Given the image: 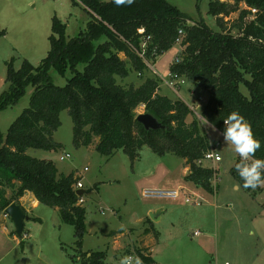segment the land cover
<instances>
[{"label": "trees", "instance_id": "trees-1", "mask_svg": "<svg viewBox=\"0 0 264 264\" xmlns=\"http://www.w3.org/2000/svg\"><path fill=\"white\" fill-rule=\"evenodd\" d=\"M233 1L210 2L208 13L221 28L215 31L204 21L193 22L167 0H135L120 6L113 0H72L90 17L85 31L67 39L66 25L54 17L51 48L38 66L24 60L16 69L14 59L7 63L0 112L17 105L29 87L32 91L29 107L6 136L0 131V214L13 203L20 205V199L30 192L40 205L57 209L62 222L74 228L81 264H106V252L82 251L87 210L77 195L78 178L59 175L51 160L27 155L29 149L53 152L62 148L54 134L61 126L63 111L72 119L75 147L95 145L107 158L122 150L134 164L148 146L159 156L171 154L184 160L189 168L185 180L213 193L217 171L202 164L211 142L201 133L199 119L189 124L188 117L194 115L191 107L161 95L158 76L145 78L146 72H152L150 65L179 42L183 47L179 63H173L169 73L185 78L208 95L202 119L223 134L224 119L238 111L261 144L254 158L264 160V0ZM241 4L246 9L241 10ZM236 12L239 18L232 31H227L222 19ZM5 35V30H0V40ZM52 70L61 77L70 72L72 77L64 87L56 86ZM131 72L142 78L141 85L119 81ZM139 107L164 128L146 131L137 121ZM239 162L238 156L231 169L233 179L249 193L261 192V186L243 187L235 168ZM118 233L122 231L111 236ZM140 255L144 263L152 264V259Z\"/></svg>", "mask_w": 264, "mask_h": 264}, {"label": "rangeland", "instance_id": "rangeland-1", "mask_svg": "<svg viewBox=\"0 0 264 264\" xmlns=\"http://www.w3.org/2000/svg\"><path fill=\"white\" fill-rule=\"evenodd\" d=\"M27 1L0 0V28L6 32L0 41V91L5 84L8 62L14 59L16 69L24 60L38 66L48 55L54 17L66 25L67 39L85 31L90 19L82 7L73 5L72 0ZM167 1L193 22L204 21L211 29L221 30L216 18L208 13L210 2L214 0ZM221 1L234 3L233 0ZM240 8L246 9L245 4ZM238 18V12L232 13L222 19V26L232 31ZM233 33L238 34L235 30ZM182 50L179 42L152 65L162 80L161 93L174 99L177 96L167 85L170 81L168 73L171 64L179 62ZM79 69L83 70V66ZM51 75L59 87H64L72 77L70 72L61 77L54 70ZM147 77H152V74L146 72ZM119 81L126 85L143 82L134 72L127 80ZM188 87L195 90L193 96H187ZM240 89L248 94L243 85ZM31 91L29 87L17 105L0 112L3 136L29 107ZM181 96L190 105L194 102L203 105L205 101L204 93L188 81H184ZM199 97L202 99L200 102L197 100ZM193 108L198 110L196 105ZM142 113L145 109L139 107L136 114ZM196 114L192 115V121L199 119L201 133L209 138L211 144H219L215 152L222 160L202 162L205 168L217 171L213 193L185 180L184 160L171 154L159 156L148 146L143 147L139 160L134 164L122 150L107 158L95 150V145L75 147L73 122L67 111L61 113V126L54 134L62 148L53 152L27 151L31 157L53 161L59 175L74 174L78 182H82L81 190L85 194L80 203L87 210L83 252H106V264H120L123 257L130 255H138L142 259L140 252L150 260L152 257L153 264H264V185H261L262 191L255 195L241 186L235 189L238 183L231 176V169L239 154L232 146L226 145L223 134L205 123L199 111ZM64 154L71 157L60 161ZM147 189L182 190L178 199H167L145 198L143 192ZM11 194L8 190L7 197ZM187 198L191 201L187 202ZM26 200L30 206V200ZM161 209L164 211L162 215ZM150 210L160 211L156 220H152ZM28 217L20 237L15 233L13 222L0 215V264H81L82 256L75 245V230L62 222L57 209L39 205ZM119 231L125 236L118 245L114 244L111 234ZM195 232L200 234L194 236ZM141 238L143 241L139 240Z\"/></svg>", "mask_w": 264, "mask_h": 264}, {"label": "clouds", "instance_id": "clouds-1", "mask_svg": "<svg viewBox=\"0 0 264 264\" xmlns=\"http://www.w3.org/2000/svg\"><path fill=\"white\" fill-rule=\"evenodd\" d=\"M113 2L116 6H120L131 5L135 0H113ZM224 124V141L226 145L232 146L240 157V162L235 165V168L244 182L243 187L256 189L258 186L264 185V160L254 158L261 144L256 139L252 126L238 111H233L228 115L224 119ZM234 187L238 190L240 185L236 184ZM132 261L131 256H125L121 259L120 264H132ZM136 264H140L138 259Z\"/></svg>", "mask_w": 264, "mask_h": 264}, {"label": "crops", "instance_id": "crops-1", "mask_svg": "<svg viewBox=\"0 0 264 264\" xmlns=\"http://www.w3.org/2000/svg\"><path fill=\"white\" fill-rule=\"evenodd\" d=\"M2 1H4V0H2ZM26 1V0H25ZM27 2H29V0L27 1ZM0 27H1V24H0ZM0 30H1V28H0ZM4 38V37H3ZM2 40V39H1ZM0 40V41H1ZM181 53V52H180ZM163 56V55H162ZM162 56L160 57V58H162ZM159 61V60H158ZM158 61H157V63H158ZM171 66H172V64H171ZM170 66V67H171ZM170 67H169V72H170ZM155 73H157L158 74V77H160V74L157 72V70H155ZM151 74H152V76L153 75H155L154 74V72L152 71L151 72ZM6 79V78H5ZM128 79V78H127ZM127 79H125V80H127ZM181 81H188V80H186L185 78H182V80H180L179 82H181ZM189 82V81H188ZM126 83H128V82H126ZM169 82H167V85H168V87H170L169 86V84H168ZM2 84V83H1ZM142 84V83H141ZM140 84V85H141ZM186 84V83H185ZM189 84L192 86L193 84L192 83H190L189 82ZM183 85H184V83L183 84H178L177 85V88L175 89V88H172V87H170L171 88V91H173L175 94H176V96H177V99H174V98H170L168 95H165V94H162L161 93V90H162V88H161V90H160V94L161 95H165V96H167V97H169L170 99H172V100H182V101H184L188 106H190V107H193L194 105H196V106H198L199 108H198V110H197V112L199 111V114H200V116H201V114H202V111H203V109H204V107H205V105H206V103H207V101H208V95L206 94V93H204V95H205V101H204V104L203 105H200V104H197L196 102H194L192 105H190V104H188L187 103V101L181 96V90L183 89ZM137 86H139V85H137ZM5 87H6V84H3V90L5 89ZM2 89V86L0 87V90ZM2 90V91H3ZM2 91H0L1 93H2ZM186 94H187V96H193V94H195V90L193 89V88H191V87H188L187 89H186ZM199 102L202 100L201 99V97H199L198 99H197ZM195 115H197L196 113H194ZM187 122L189 123V124H191L192 123V115L191 116H189L188 117V119H187ZM207 125H209L207 122H205ZM210 126V125H209ZM212 127V126H211ZM184 165H185V162H184ZM186 167V166H185ZM188 172H189V168L188 167H186L185 168V173L186 174H188ZM187 176V175H186ZM185 176V177H186ZM26 199H29L30 201V203H31V205L30 206H28V202H27V200ZM20 205H21V207L24 209V211H25V213H26V215L28 216L31 212H33V210L34 209H36L40 204H39V202L36 200V198L34 197V195L32 194V193H30V192H27L26 194H25V196L23 197V198H21L20 199ZM150 212V214H152V213H157V212H159V214H160V211H156V212H152V210H150L149 211ZM164 211L161 209V215H162V213H163ZM0 215H4L5 217H7L5 214H4V212H2ZM8 219H10L9 217H7ZM144 229H146V227H143ZM7 232H10L9 230H7ZM14 233V232H13ZM123 236H125V233H118V234H116V235H114L113 236V240H114V244H118L119 245V243H120V240L122 239V237ZM140 241H143V238H141V239H139ZM152 252H153V249H152ZM151 259H152V257H151ZM153 264V263H152Z\"/></svg>", "mask_w": 264, "mask_h": 264}, {"label": "built area", "instance_id": "built-area-1", "mask_svg": "<svg viewBox=\"0 0 264 264\" xmlns=\"http://www.w3.org/2000/svg\"><path fill=\"white\" fill-rule=\"evenodd\" d=\"M254 13L256 12L255 10L253 11ZM179 63V62H178ZM150 69L152 71L155 72V70L152 69V65H150ZM168 78L170 79L169 81V86L170 87H177V85L180 83V84H183L184 82L181 81L179 82L180 80H182V78H179L177 75H174V74H171V73H168ZM196 108L198 109L199 107L196 106ZM191 109L193 110L194 113H197V110L193 107H191ZM219 144L217 145H214V144H211V150L205 155L204 157V160H214L215 162H220L222 160V158L216 154L215 152V147H218ZM71 157L70 154H64L60 157V161H65L67 159H69ZM86 170H88L86 168ZM83 188V184L81 181H79L77 184H76V189L77 190H81ZM180 190H159V189H147V190H144L143 192V196L145 198H167V199H178L180 197ZM191 199L190 198H187V202H190ZM195 205H199L198 202H194ZM200 233L199 232H195L194 233V236H198ZM132 258H133V261H132V264L133 263H136V260L138 259L140 264H144L143 260L138 256V255H130ZM228 264V263H226Z\"/></svg>", "mask_w": 264, "mask_h": 264}, {"label": "water", "instance_id": "water-1", "mask_svg": "<svg viewBox=\"0 0 264 264\" xmlns=\"http://www.w3.org/2000/svg\"><path fill=\"white\" fill-rule=\"evenodd\" d=\"M137 121L144 127L146 131H158L163 129V125L151 114L142 113L137 116ZM85 194L83 190H78L77 195L82 197ZM4 214L10 218L15 226V233L18 236H22L24 232L25 221L29 220L24 209L21 205L16 203L11 204L7 209L4 210ZM157 213H152V220H156Z\"/></svg>", "mask_w": 264, "mask_h": 264}]
</instances>
